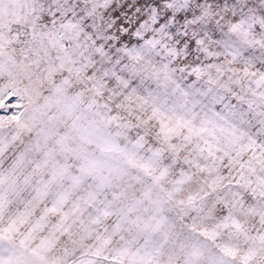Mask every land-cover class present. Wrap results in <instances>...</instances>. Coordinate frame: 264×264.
<instances>
[{
  "label": "snow or ice",
  "instance_id": "6c2138e0",
  "mask_svg": "<svg viewBox=\"0 0 264 264\" xmlns=\"http://www.w3.org/2000/svg\"><path fill=\"white\" fill-rule=\"evenodd\" d=\"M0 264H264V0H0Z\"/></svg>",
  "mask_w": 264,
  "mask_h": 264
}]
</instances>
